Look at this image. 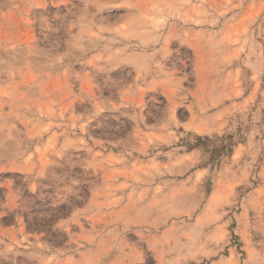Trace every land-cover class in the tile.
<instances>
[{
  "label": "rangeland",
  "instance_id": "rangeland-1",
  "mask_svg": "<svg viewBox=\"0 0 264 264\" xmlns=\"http://www.w3.org/2000/svg\"><path fill=\"white\" fill-rule=\"evenodd\" d=\"M0 264H264V0H0Z\"/></svg>",
  "mask_w": 264,
  "mask_h": 264
},
{
  "label": "trees",
  "instance_id": "trees-1",
  "mask_svg": "<svg viewBox=\"0 0 264 264\" xmlns=\"http://www.w3.org/2000/svg\"><path fill=\"white\" fill-rule=\"evenodd\" d=\"M28 221V220H27ZM29 222V221H28Z\"/></svg>",
  "mask_w": 264,
  "mask_h": 264
}]
</instances>
